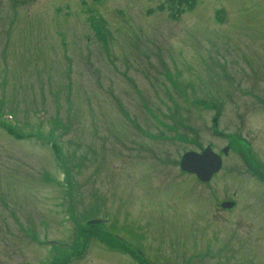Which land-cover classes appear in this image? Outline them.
Here are the masks:
<instances>
[{"label": "rangeland", "instance_id": "rangeland-1", "mask_svg": "<svg viewBox=\"0 0 264 264\" xmlns=\"http://www.w3.org/2000/svg\"><path fill=\"white\" fill-rule=\"evenodd\" d=\"M175 9L0 0V264H157L217 248L214 217L219 248L264 253L243 221L258 183L243 156L264 154L247 124L264 113V0ZM228 144L213 182L180 170ZM233 192L242 204L218 214Z\"/></svg>", "mask_w": 264, "mask_h": 264}, {"label": "flooded vegetation", "instance_id": "flooded-vegetation-1", "mask_svg": "<svg viewBox=\"0 0 264 264\" xmlns=\"http://www.w3.org/2000/svg\"><path fill=\"white\" fill-rule=\"evenodd\" d=\"M259 117V118H258ZM258 118V119H257ZM253 121L251 123L250 121ZM258 120V121H257ZM258 123L260 126L259 129L262 130L264 128V113L258 112L255 117H250L247 121V124L253 125L254 123ZM249 144V143H248ZM228 152L226 155L223 154V150L216 153L219 155L222 159V168H223V162L224 158H227V156L231 153V145L228 144L227 147ZM262 155V154H261ZM243 159L246 163V167L249 169L248 173L251 175L250 177L257 179L258 183L257 185H251L253 186V192L250 196H246V199H250L249 202L244 203L243 210L246 212V218H244V224L247 228V231L249 235L251 234V231L258 232L256 236L255 241H261L264 239V154L260 157V159H256L254 154L251 155H244ZM222 170V169H221ZM221 170L217 173H215L209 182L202 183L200 182L196 176L190 175L196 180L203 184L207 185L214 181V179L221 173ZM189 175V174H187ZM233 184V181H228V187H231ZM247 192H250V190H246ZM242 193V192H241ZM240 192H233L230 197L223 198L221 201H219L216 205V210L218 214H231L234 213L238 208L239 205L242 203L240 202L242 199V194ZM260 193V195H258ZM258 195V198L255 199V197ZM263 197L260 199V197ZM224 221H227V219H223ZM214 226H215V235L212 242V247H217L212 250H182V251H168L164 256V260L161 261L157 260V264H264V253L259 250H256L255 248H247V249H232L230 245L228 246L226 244L225 249H221V243H220V237L224 235V232L229 231L227 227H219L220 219L218 217L213 218ZM226 225V224H225ZM257 228V230L254 229ZM226 229V230H225ZM225 237V235H224ZM216 242L218 244H216ZM219 246V247H218ZM227 249V250H226ZM242 249V248H241ZM248 251L249 254H244ZM138 256V255H137ZM136 256V257H137ZM156 264V263H154Z\"/></svg>", "mask_w": 264, "mask_h": 264}, {"label": "water", "instance_id": "water-1", "mask_svg": "<svg viewBox=\"0 0 264 264\" xmlns=\"http://www.w3.org/2000/svg\"><path fill=\"white\" fill-rule=\"evenodd\" d=\"M213 123L216 124V120ZM227 152L228 148H225L223 154L226 155ZM179 167L182 172L195 175L200 182L207 183L220 171L222 160L208 147L201 153L190 152L183 155Z\"/></svg>", "mask_w": 264, "mask_h": 264}, {"label": "trees", "instance_id": "trees-1", "mask_svg": "<svg viewBox=\"0 0 264 264\" xmlns=\"http://www.w3.org/2000/svg\"><path fill=\"white\" fill-rule=\"evenodd\" d=\"M164 1L169 4L170 11H172L173 8H175L176 6V9L173 11L175 13L172 15L173 18H178L183 13L185 8H187V10H191L197 2V0H164ZM219 22H221V19ZM8 132L9 134L15 137V135L11 133V131Z\"/></svg>", "mask_w": 264, "mask_h": 264}]
</instances>
